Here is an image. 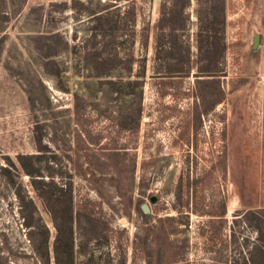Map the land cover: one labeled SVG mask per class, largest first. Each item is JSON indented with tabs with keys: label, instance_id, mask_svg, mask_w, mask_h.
I'll use <instances>...</instances> for the list:
<instances>
[{
	"label": "rangeland",
	"instance_id": "obj_1",
	"mask_svg": "<svg viewBox=\"0 0 264 264\" xmlns=\"http://www.w3.org/2000/svg\"><path fill=\"white\" fill-rule=\"evenodd\" d=\"M183 1L0 0V264H68L55 226L68 181L74 219L93 217L98 234L78 254L72 224L69 264L264 263V222L259 233L242 215L264 207V0H223L222 70L204 98L205 0L184 3L177 48L156 23ZM184 43L179 74L170 53ZM138 92L137 127L115 132Z\"/></svg>",
	"mask_w": 264,
	"mask_h": 264
},
{
	"label": "trees",
	"instance_id": "obj_2",
	"mask_svg": "<svg viewBox=\"0 0 264 264\" xmlns=\"http://www.w3.org/2000/svg\"><path fill=\"white\" fill-rule=\"evenodd\" d=\"M186 2L184 0L182 3H170L169 5L162 8L160 11L156 23L161 30L165 32V35L169 36V39L167 40L168 44L166 45L169 50H172L174 47L177 48L178 45L175 44L176 41L174 40L173 32L180 27L178 25L179 23H176L177 16L182 15L183 5ZM204 14L199 15L198 20V26L195 32V47L197 50V59L199 61V64L196 66V73L200 75V77H195L194 81L196 83H202V91L199 92L200 98L208 97L211 95L209 87H206L205 85H208V83L212 82L214 79L213 76L217 74L220 70L219 66L217 65L219 63V59L222 57L223 54V41L219 38L220 36L216 35L221 32V27L215 28V26L212 23V20L215 18H218L220 21L223 18V0H205L204 4ZM183 16V15H182ZM181 17V16H180ZM184 17V16H183ZM202 35H206L202 38ZM189 44L184 43L183 44V54L177 55L176 57H173L170 53V57L175 62H179L180 65H178L179 68L173 69L174 71L178 72L179 74H187L189 72V69L191 67L190 65V58H189ZM88 52V51H86ZM221 63V62H220ZM93 67H97V65H93ZM94 75H106L107 71L103 70H95L93 69ZM130 67H127V71L129 72ZM172 70V71H173ZM129 73H126L128 75ZM141 80V79H140ZM140 80L136 79L134 81L140 82ZM126 82H129V79H126ZM80 99V96L77 94H74L73 96V103L77 107L78 101ZM219 100V97H212L209 103V108L213 105V103L217 102ZM136 110V113L134 117L130 121H118L116 123L115 132H119L123 129H135L138 124V111L140 108L139 105V92L137 93V104L134 107ZM207 108V107H206ZM205 110V108H203ZM124 119V115H123ZM28 174L31 171H26ZM36 179H31V184L33 188L42 195L40 187L36 183ZM70 182L68 181L66 189H69V197L64 205V215L61 218L62 226L58 225V223L55 222V226L57 229V239L62 236V232H64V248L62 249L65 257L67 259V263H71L72 261V253L74 251L73 249V239H72V224L75 223V227L77 230V233L79 235V239L77 242V247L75 248V251L78 254L85 255L88 253L87 251V243L90 239L96 238L98 236L97 232H95V224L93 222V217L87 215L85 222L80 223L79 219L73 215L72 210V202L70 198ZM136 211L140 215V217L145 221L148 217V213L142 212V210L139 207V203L135 206ZM251 214L253 218L255 219L256 223L252 224L256 231L261 233L262 226L260 223L264 222V207L258 208V209H246L242 215ZM33 247L36 250V246L33 243ZM264 255V252L261 253ZM58 264V261H57ZM257 264V263H253ZM264 264V263H261Z\"/></svg>",
	"mask_w": 264,
	"mask_h": 264
},
{
	"label": "water",
	"instance_id": "obj_3",
	"mask_svg": "<svg viewBox=\"0 0 264 264\" xmlns=\"http://www.w3.org/2000/svg\"><path fill=\"white\" fill-rule=\"evenodd\" d=\"M258 43H259V34L254 33L252 37L251 48H255ZM139 207L144 213H147L149 211V208L146 202L140 203Z\"/></svg>",
	"mask_w": 264,
	"mask_h": 264
}]
</instances>
